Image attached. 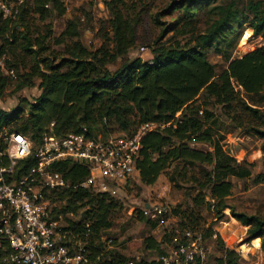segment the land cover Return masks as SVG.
Masks as SVG:
<instances>
[{
	"label": "trees",
	"instance_id": "trees-1",
	"mask_svg": "<svg viewBox=\"0 0 264 264\" xmlns=\"http://www.w3.org/2000/svg\"><path fill=\"white\" fill-rule=\"evenodd\" d=\"M29 1L20 5L21 11L16 7L15 17L0 18V59L8 57L4 59L6 67L16 71L15 89L33 87L36 79L41 89L33 102L24 99L12 110L0 108V151L6 148L5 133L20 131L32 141V154L22 160L15 177L37 165L36 152L48 134L84 132L97 137L102 132L106 137L117 129L131 135L146 123L171 122L143 136L137 162L144 185H154L164 174L184 193L185 199L172 210L166 207L165 217L171 211L172 224L179 230H203L205 238L217 235L221 243L220 235L202 224L204 209L211 208L208 197L217 202V216L230 207L240 223L256 229L255 236L264 239V215L238 211L228 204L234 188L232 178H251L252 165L240 162L225 148L222 133L230 128L254 133L263 140L264 152V45L241 58H231L225 52L232 42L228 32L234 28L241 32L249 27L248 35L253 30L264 38L263 0H170L153 16L158 34L146 43L152 53L148 60L130 57L140 40L137 23L115 1L106 2L111 18L101 28L104 41L97 48L80 39L78 18L69 20L58 37H53L51 23L44 25L45 32L39 28L34 32L30 11L46 19L54 9L61 13L65 9L61 0H33L31 6ZM199 9L204 10L205 22ZM175 11V18L162 19ZM58 45L60 49L55 47ZM211 49L222 53L228 62L220 73L209 59ZM9 77L0 65V95L9 86ZM237 86L253 94L251 104L240 97ZM226 120L231 125H225ZM196 141L210 144L212 150L203 154L191 147ZM53 168L62 173L67 184L47 197L55 205V213L65 215L66 227L74 231L72 243L83 241L97 264H160L157 259L164 252L163 238L159 241L153 235L143 241L146 249L158 253L153 261L134 259L115 248L107 250L103 231L115 225L117 213L125 205L110 193L81 185L90 176L89 164L65 160L55 162ZM72 215L79 217L72 219ZM140 215L156 228L158 222L143 214V208ZM0 240V264H7L5 257L11 247L6 239ZM114 243L113 239L110 244ZM221 251V264H239L235 251Z\"/></svg>",
	"mask_w": 264,
	"mask_h": 264
},
{
	"label": "rangeland",
	"instance_id": "rangeland-1",
	"mask_svg": "<svg viewBox=\"0 0 264 264\" xmlns=\"http://www.w3.org/2000/svg\"><path fill=\"white\" fill-rule=\"evenodd\" d=\"M23 2L14 1L12 5L20 9ZM30 0L29 3L31 6ZM64 13L61 10L54 9L51 15L46 19H41V16L30 11V20L33 23L32 29L34 32L39 28L45 32L44 25L51 23L53 25V37H58L65 29L69 20L78 18L80 31V39L90 48H97L104 39L102 38V27L105 22L111 18V11L107 6V1H115L126 13L131 14L137 23L138 35L140 37L137 46L131 50L130 57H142L144 60L152 58V53L146 47L148 41H152L158 34V30L153 26V16L157 11L162 9L170 0H61ZM247 2L248 0H237ZM264 3V0H263ZM127 6V7H125ZM202 8L203 5L198 6ZM21 11V9H20ZM199 16L205 22L206 16L203 9H199ZM178 15L175 11L171 16H165L163 20H170ZM2 18V17H0ZM4 19V18H2ZM108 23V22H107ZM37 28V29H36ZM109 29V26H108ZM107 30V29H106ZM235 31L234 33H232ZM228 32V39H231V45L225 47V52L231 58H241L252 50L264 45V38L254 34V31L248 35L249 27H245L240 31L233 29ZM171 34V33H170ZM34 35H37L34 33ZM248 35V36H247ZM145 46V47H144ZM60 49L61 46H55ZM242 56V57H243ZM6 56H4L5 58ZM8 59V57H6ZM209 59L217 67L220 73L228 65L225 56L218 53L215 49H211ZM120 61L116 65L111 66L115 69L120 65ZM20 71L23 72V65ZM8 68L3 67L5 75H9V86L5 92L0 95V108L4 110H12L16 108L22 100L33 102L40 94L39 80L36 79V85L33 87H25L21 90H16L17 77H13L6 71ZM237 84V83H236ZM238 85V84H237ZM240 97L251 104L250 97L252 93H248L242 86H237ZM264 109V105L261 107ZM26 110V109H25ZM27 114V111L24 112ZM231 125L230 120H226L225 125ZM171 125V124H170ZM169 125V126H170ZM139 128V127H138ZM137 128V130H138ZM160 129V128H159ZM136 130V131H137ZM135 131V132H136ZM134 132V133H135ZM117 129L111 130V134H119ZM225 136V148H227L240 162H246L252 165V177L248 179L232 178L234 188L232 195L227 199L229 205H233L238 211H244L249 214L264 215V152L262 149L263 140L254 133L247 132L242 128H230V132L225 130L222 132ZM104 135L100 132L98 136ZM191 147L197 148L203 154L212 150L210 144L205 142H195ZM189 191V190H188ZM125 197V198H124ZM115 198H119L125 205V209L117 213L116 223L110 229L104 230L102 239L109 245H106L107 250L115 248L117 251L136 259L156 260L157 252L155 250L146 249L144 238L150 235L168 239L170 230H178L172 224L171 211L167 213L168 226H159L152 228L146 220L141 219L140 210L144 203L151 201L152 203L159 202L167 209L175 207L178 203L185 199L184 193L174 187L166 175H161L159 180L154 185H144L139 173L126 180L122 186L121 192ZM125 200V201H124ZM207 201L211 208L204 209V228H212L220 235L222 242L218 243L217 235L205 238V244L208 249V259L211 264H221L222 251L224 248L235 251L239 255V264H264V239L263 237L255 236L256 229L245 226L234 217L230 212V207H224L222 216H217V202L207 197ZM56 204H58L56 202ZM55 206V205H53ZM64 215V214H63ZM70 216V215H69ZM79 216L72 215V219H77ZM65 226L69 225L68 221L63 216ZM145 218V217H144ZM146 219V218H145ZM204 233L203 230H200ZM3 238V237H2ZM114 239L115 243L110 244L109 239ZM4 239V238H3ZM258 240V241H256ZM1 242V240H0ZM224 247V248H223ZM244 253V257L240 253ZM158 260V259H157Z\"/></svg>",
	"mask_w": 264,
	"mask_h": 264
},
{
	"label": "built area",
	"instance_id": "built-area-1",
	"mask_svg": "<svg viewBox=\"0 0 264 264\" xmlns=\"http://www.w3.org/2000/svg\"><path fill=\"white\" fill-rule=\"evenodd\" d=\"M14 1L24 0H0L1 17L8 19L16 16L17 10L12 5ZM4 59V56L0 59L2 67L6 66ZM6 72L16 77L13 68H8ZM170 124L146 123L131 135L119 133L91 137L84 132L66 136L48 134L36 152L37 165L20 178L14 174L22 160L32 154V141L20 131L5 133L6 148L0 151V237L6 239L11 247L5 262L97 264L91 259V251L83 241L72 243L74 231L64 225V215L55 213L47 197L52 190L67 184L62 173L53 168L54 163L70 160L89 164L90 176L81 185L116 197L124 182L138 173L137 162L143 136ZM142 208L143 214L156 220L159 226H168L165 217L168 210L163 204L146 201ZM88 231L89 228L84 234L87 235ZM168 231L170 236L167 240L163 239L164 252L158 259L160 264H211L201 231ZM112 241L109 239L108 242ZM240 255L244 257V253Z\"/></svg>",
	"mask_w": 264,
	"mask_h": 264
}]
</instances>
